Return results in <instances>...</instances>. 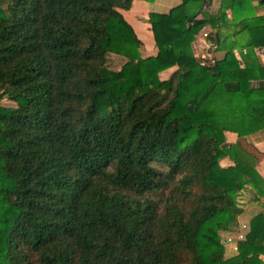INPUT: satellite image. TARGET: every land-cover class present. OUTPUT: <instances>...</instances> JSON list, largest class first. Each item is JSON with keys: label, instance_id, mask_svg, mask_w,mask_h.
I'll use <instances>...</instances> for the list:
<instances>
[{"label": "trees", "instance_id": "obj_1", "mask_svg": "<svg viewBox=\"0 0 264 264\" xmlns=\"http://www.w3.org/2000/svg\"><path fill=\"white\" fill-rule=\"evenodd\" d=\"M132 1L0 0V99L15 103L0 109V264H264V203L234 255L221 237L241 190L264 199L256 158L224 133L264 128V15L224 35L198 17L210 0H181L149 14L157 53L141 56ZM207 24L219 59L193 53Z\"/></svg>", "mask_w": 264, "mask_h": 264}, {"label": "crops", "instance_id": "obj_2", "mask_svg": "<svg viewBox=\"0 0 264 264\" xmlns=\"http://www.w3.org/2000/svg\"><path fill=\"white\" fill-rule=\"evenodd\" d=\"M180 3L181 0H133L129 9L121 10L123 17L132 26L136 36L141 41L139 49L141 56H151L157 53V47L155 44L151 25L148 22L149 14L151 12L166 13L171 8L179 5ZM208 14L219 16L220 27H222L221 32L226 35L228 34L227 32H230L232 30V27L227 26L223 23H236L237 21L246 17L264 15V0H244L235 3L223 0H210L208 5L203 7L198 17H206ZM215 29L216 27L211 26V24H207L196 35L194 41L192 42V49L195 56L200 57L203 53L208 54L209 56L205 58V60L208 58L219 59L223 56V48H219L220 45L216 43L214 35ZM205 33L206 35H204ZM209 36H212V39L214 40V42H212L214 43L213 46H211L212 43L209 42ZM246 37L245 34L242 33L241 37L238 39V46L234 49V54L240 61L241 67L244 66L243 60L241 58V53H246V50L242 47V44L245 42ZM255 53L258 59L257 61L264 66V46L255 47ZM175 69L176 66H172L170 68L162 70L161 72H159L160 78H168ZM224 133L226 142L228 144H239L243 150L253 154V156L256 158L255 169L264 179V128L245 136H238L237 133L232 131H225ZM222 159L227 163L224 165L221 164L220 161ZM219 163L221 166L226 167L232 165L233 161L230 157L225 156L219 160ZM242 191H244V189L241 190V192ZM240 197L241 194H239L238 196V203L241 201L239 199ZM252 198H255V193L253 194V196H251V199ZM255 200L249 201L247 203L249 213L247 217V224H243L241 226V230L243 232L247 230L249 219L258 210L259 204L264 203V199H261V202L257 201V199ZM245 201L246 200H244L243 202ZM238 222H240L239 216ZM227 242L228 240L226 241V243Z\"/></svg>", "mask_w": 264, "mask_h": 264}, {"label": "rangeland", "instance_id": "obj_3", "mask_svg": "<svg viewBox=\"0 0 264 264\" xmlns=\"http://www.w3.org/2000/svg\"><path fill=\"white\" fill-rule=\"evenodd\" d=\"M108 62H109V67L112 69H115V68L119 67L122 60L119 56L111 54L109 56ZM14 105H15V103L13 101H11L9 98H7L6 96H4L3 98L0 99V109L9 108V107H12ZM220 162L223 165L227 163L223 159ZM240 194H241V197L239 199L241 201L239 202V204L242 207V213L239 215L240 222H238L236 226L234 225V227L230 231L221 232V237L224 240V245H225V252H224L225 258L230 257V256L235 254V250H233L231 247L232 244L230 245V243L229 242L226 243V241L231 240L234 243V242H237L238 239H240V238H238L239 234H242L244 236V234H243L244 232L241 230L240 227L243 224H247V217H248V213H249V210L247 208V203L249 201L255 200V198L251 199V196H253L254 191L250 187L244 188V191H242ZM244 200H246V201L243 202Z\"/></svg>", "mask_w": 264, "mask_h": 264}, {"label": "built area", "instance_id": "obj_4", "mask_svg": "<svg viewBox=\"0 0 264 264\" xmlns=\"http://www.w3.org/2000/svg\"><path fill=\"white\" fill-rule=\"evenodd\" d=\"M204 35H206V33H205ZM208 56H209L208 54L203 53V54L200 56V58H201V59H205V58H207ZM238 238H240V239L243 238V235H242V234H239V235H238ZM228 242H229L230 244H232V249L236 251V250H237V242H234V243H233L231 240H228Z\"/></svg>", "mask_w": 264, "mask_h": 264}]
</instances>
